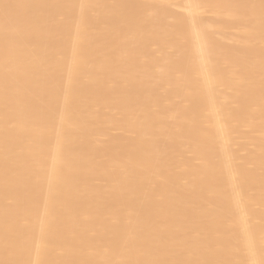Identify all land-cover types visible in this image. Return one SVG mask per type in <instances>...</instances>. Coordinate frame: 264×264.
Instances as JSON below:
<instances>
[{
	"label": "bare ground",
	"instance_id": "obj_1",
	"mask_svg": "<svg viewBox=\"0 0 264 264\" xmlns=\"http://www.w3.org/2000/svg\"><path fill=\"white\" fill-rule=\"evenodd\" d=\"M0 264H264V0H0Z\"/></svg>",
	"mask_w": 264,
	"mask_h": 264
}]
</instances>
